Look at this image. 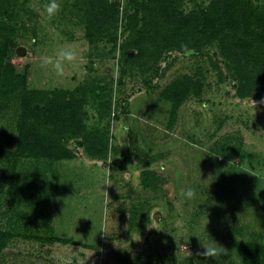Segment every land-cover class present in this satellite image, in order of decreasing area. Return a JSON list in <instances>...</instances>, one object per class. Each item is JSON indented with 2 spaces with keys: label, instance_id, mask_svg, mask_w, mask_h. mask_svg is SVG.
<instances>
[{
  "label": "rangeland",
  "instance_id": "rangeland-1",
  "mask_svg": "<svg viewBox=\"0 0 264 264\" xmlns=\"http://www.w3.org/2000/svg\"><path fill=\"white\" fill-rule=\"evenodd\" d=\"M146 1L108 0L120 7L113 51L108 37H87L77 0H55L51 17L53 0H4L2 73L23 78L0 109V231L8 233L0 264H251L264 250V81L237 93L216 42L161 56L152 47L146 60L123 51L126 15ZM207 2L178 1L184 12ZM184 74L198 89L179 102L165 97ZM99 78L110 82L108 115L98 117L91 97L79 111L86 127L100 119L106 161L90 157L79 136H66L68 159L18 156L26 90L74 92ZM24 171L39 185L34 206L22 200ZM188 187L195 198L184 197Z\"/></svg>",
  "mask_w": 264,
  "mask_h": 264
},
{
  "label": "trees",
  "instance_id": "trees-1",
  "mask_svg": "<svg viewBox=\"0 0 264 264\" xmlns=\"http://www.w3.org/2000/svg\"><path fill=\"white\" fill-rule=\"evenodd\" d=\"M178 1L148 0L139 9L129 12L126 23L128 26L131 24L130 37L122 46L123 51L131 48L135 50L130 53L131 56L146 60L152 55V47H157L161 56L166 49L199 53L216 42L226 67L232 71L237 93L243 95L242 92L254 90L256 85L264 81V0H208L206 4L186 12L180 10ZM3 2L0 0V13L4 10ZM77 3L82 6V9L78 6V11L86 14L87 37H108L113 42L112 50H116L119 4L108 0H92L87 8L85 2L79 3L77 0ZM4 55L5 45L0 43V109L6 108L8 96H13L17 87L14 79L21 81L23 78L13 74L6 78L2 73ZM95 55L107 57L103 52H96ZM109 84L104 78H99L92 81L91 85L78 87L74 92L63 89L26 90L18 156L68 159L71 154L65 146L66 136H79L90 157L106 161L110 148L105 131L100 130L99 118L109 113L112 94ZM197 85L193 77L184 74L173 81L168 89L165 88L162 94L179 102L194 93L198 89ZM90 97L101 112L97 123L93 127H86L79 110ZM141 176L142 187L147 189L150 186V171L143 170ZM33 177L29 171L19 173L22 200L32 206L39 191V185ZM7 238L8 233L0 231V249ZM260 253L264 256V250L254 252L253 264L263 263L259 260ZM127 262L145 264L144 259ZM147 262L149 264L151 260Z\"/></svg>",
  "mask_w": 264,
  "mask_h": 264
},
{
  "label": "clouds",
  "instance_id": "clouds-1",
  "mask_svg": "<svg viewBox=\"0 0 264 264\" xmlns=\"http://www.w3.org/2000/svg\"><path fill=\"white\" fill-rule=\"evenodd\" d=\"M59 5L55 2V0H53V2L47 7L46 11L47 14L49 15V17H51L52 15H54L56 13V11L58 10ZM62 55H67V57L70 59L71 58V54L70 53H62ZM57 67H59V65H57ZM185 198H195L196 197V191L193 187H188L185 192L183 193ZM205 247V246H204ZM206 248V253L205 254H219L218 250L212 247H205Z\"/></svg>",
  "mask_w": 264,
  "mask_h": 264
},
{
  "label": "water",
  "instance_id": "water-1",
  "mask_svg": "<svg viewBox=\"0 0 264 264\" xmlns=\"http://www.w3.org/2000/svg\"><path fill=\"white\" fill-rule=\"evenodd\" d=\"M16 51H17L19 54H23L24 51H25V49H24V47L18 46L17 49H16Z\"/></svg>",
  "mask_w": 264,
  "mask_h": 264
}]
</instances>
